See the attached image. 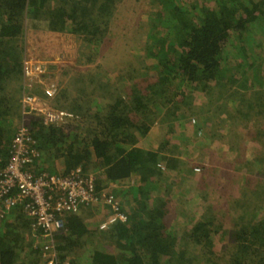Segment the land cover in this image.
<instances>
[{
  "label": "trees",
  "instance_id": "16d2710c",
  "mask_svg": "<svg viewBox=\"0 0 264 264\" xmlns=\"http://www.w3.org/2000/svg\"><path fill=\"white\" fill-rule=\"evenodd\" d=\"M120 1L0 0V167L8 162L10 140L16 130L12 119L18 117L19 98L38 94L65 113L53 124L46 123L39 113L24 119L32 147L41 155L39 169L63 176L78 167L88 173L89 165H96L100 171L95 181L99 199L107 191L114 197V211L126 217L125 222L117 220L101 230L107 209L112 211L109 205L100 221L95 217L99 213L93 214L99 206L103 208L98 204L83 207L78 214H63L64 229L54 235L55 264H210L213 258L216 262L212 264H264L263 214L255 220L262 208L257 211L250 202L253 198L264 202L258 191L251 192L250 199L245 196L246 202L242 204L246 210L240 216L241 224L230 233L232 241L218 250L225 251L218 257L213 243V235L222 233L223 228L222 221L215 219V216L223 217L220 211L223 205L217 204L218 200H212L215 204L211 202L207 206L209 213L198 221L193 220L189 230L176 234L169 228L168 218L174 215L170 199L178 188H184V180L190 178V169L185 167L188 160L182 157L180 161L179 157L184 138L177 142L166 138L155 150L137 147L149 130L143 122L138 125V121L143 119L152 125L168 107H174L168 116L177 121L185 115L184 110L191 111L199 99L205 98L206 102L200 103L206 104L205 109L196 114H201L203 122H188L198 137L204 127L212 129L213 123V130L223 131L218 150L226 151L223 149L226 147L228 154L236 155L232 166L243 170L245 178L248 164L242 159L248 150L240 154L239 151L248 132L245 135L238 131L252 129L251 138L264 139V121L257 119L259 108L264 105V71L255 69L264 58V31H258L261 35L250 32L252 36L245 37L247 42L243 36L253 28L264 27V0H151L154 11L152 19L145 24L151 33L149 45L143 48L151 49L156 76L147 92L132 87L131 93L127 90L109 105L114 95L108 92L98 95L95 89H90L91 93L80 95L81 99L87 96L85 100H79L67 97L68 92L61 89L56 91L58 101L39 87L30 89L23 85L27 22L43 24L51 33L77 36L97 51L109 32ZM17 82V91L8 89ZM228 101L232 102L235 113L227 109ZM157 105L160 110L152 114V108ZM72 120L76 126L67 125ZM86 131L91 136H84ZM196 149L192 162L195 165L202 160L198 165L204 175L208 148ZM137 179L135 185L131 183ZM250 183L251 179L247 180ZM161 185L166 190L160 197ZM176 185L179 187L173 189ZM214 191L221 199L226 196L224 191L220 195L221 190L213 187ZM153 192L157 193L155 200L151 198ZM236 203L226 202L224 207L231 206L233 211ZM238 208L240 211L233 212L240 213L242 207L238 205ZM32 230L31 222L19 209L0 219V264H46ZM191 248L195 251L192 255L188 251Z\"/></svg>",
  "mask_w": 264,
  "mask_h": 264
},
{
  "label": "rangeland",
  "instance_id": "374dc122",
  "mask_svg": "<svg viewBox=\"0 0 264 264\" xmlns=\"http://www.w3.org/2000/svg\"><path fill=\"white\" fill-rule=\"evenodd\" d=\"M150 1L151 0H121L118 3L120 5L118 11L114 13L109 24V32L103 41V45L98 49L99 51L90 49L86 44L78 39L77 36L74 37L69 34L51 33L46 30L43 24L27 22L23 59L26 58V64L30 58L36 62L39 60L38 57H48L51 59V61H48V64L46 63V70L49 69V72L55 73L56 78L59 79L60 90L63 89L66 91V94L68 92L67 97L69 98H72V95H74L77 99H79L81 94H87L88 91L91 93L90 89L93 91L95 89L97 91L96 94L98 95L99 92H102L103 95L106 92L114 95V98H109L110 101L108 104L110 105L114 100L119 99L116 97L123 96L127 90V93H131L132 87H136V89L140 90V92H147L149 83L154 81V77L156 76L155 70H153L156 63L153 61L155 59L150 56L151 49L147 51L143 48L149 45L148 34L151 33V29L148 25H145L147 21L152 19V13L154 11V7L152 6L153 4H151ZM259 30L264 31V27L251 29V31H248L249 34H245L243 38L248 35L252 36L250 32H256L261 35L258 32ZM243 41L247 42V39ZM38 43H43L44 46H38ZM260 44L263 43L260 42ZM150 66L152 68L149 69ZM35 69L37 68L35 67ZM255 69H258L260 72L264 71V58L262 59V62L255 67ZM41 74L37 72H30L28 71V66H25L22 83L26 88L28 87L30 89H36L35 87H39L46 95L52 96V94L46 90L47 86L44 84ZM84 74H86L85 77L87 80L83 77ZM88 81L89 83L87 84ZM41 82L42 84H40ZM18 86L19 82L11 83L8 89L17 91L18 89L16 87ZM30 89H27V91H30ZM251 92L253 91L248 93ZM86 97L83 99L80 98L79 100H85ZM124 97H126V95ZM122 99L124 101L126 100L125 98ZM142 101L144 102L145 99L142 98ZM203 102H206L205 98L199 99V103H195L193 105L194 109L188 111L187 113L186 110H184L185 115L177 121H173L176 119L168 116L169 112L171 113L174 111V107H168L167 109H164L163 112H160V119L158 120V117L155 118L152 125L141 119V116H139V119L141 120L137 122L138 125L139 123H144V127H147L149 130L147 136L142 138L144 139V142L142 140L139 141L137 147L141 149L155 150L162 145V142L164 143L166 138L171 139L174 142L180 140L181 137L184 138L181 142V147L183 149L182 154H179V157L180 161H182V157L188 160L186 161L187 163L185 164V167L190 169L188 174H190L191 179L193 178V182L184 183V191L179 190V185L173 186L175 189L178 188V194L186 193L187 195L184 199H180L178 197V199H173L170 202V206L172 208L171 211L174 215L173 217L168 218L169 228L176 234L181 233L183 229L189 230L194 225L192 223L193 219L198 221L199 217H203L202 215L209 213L206 202L214 203L212 200H218L217 204L223 205L220 210L223 212V217L221 218L215 216V219L217 218L222 221L223 228L222 233L219 231L217 234L213 235V243L214 250L217 252L216 255L218 257H222L225 251L223 250L220 252L218 250H220L222 246L228 244V242L230 243L232 241L230 233H233L237 229V226L241 224L239 221L241 219L240 216H242L243 211L246 210L243 208L242 204L243 202H246L245 196L250 199V193L258 191V194L261 197H264V191L260 190H264V139L254 138V136L251 138V135L254 132L252 129H250V131H247V129L238 131V133L241 132L245 135L248 132L245 139H242L243 142L240 140L242 145L240 147L239 154L241 151L245 152L248 150L243 159L239 156L245 164H248L246 170L249 172L245 170L248 173L245 174L246 176L243 178L244 171L236 169L232 166L235 154H228V149L226 147L223 148L226 150L224 152L218 150V140L222 137L223 131L218 128H216V131L213 130L214 123L212 124V129L204 127L205 134L204 131L201 130L202 134L199 136L200 138L193 131L190 123L198 124L203 122L200 119L201 114L196 115L200 109H205L204 105L206 104L201 105ZM231 104L232 102H227V109L231 110V113H235V110L231 108ZM127 107L130 106L127 105ZM183 108L185 109V107ZM259 109L260 114L257 115V119L261 122L262 120L264 121V105L263 108ZM157 110H160L159 105L152 108V114ZM130 117L133 118L131 115ZM13 120L15 121L16 118H13L12 122H14ZM188 121H190V123ZM67 123V125L76 126L75 120ZM14 126L12 124L14 130H17L19 124L16 123ZM229 128V130H238V128L234 127ZM15 131H13V134ZM170 131H172V133ZM86 132L87 133H85L84 136H91L92 133L89 131ZM196 142H198V145L193 147L197 144ZM197 147L210 148L209 152L212 156L219 155L218 163H220L221 160L223 161V163H220V168L218 169L208 168L209 159H207V156L204 157V162L208 166L203 165L204 172L206 169H209L210 172L208 170L207 171L211 175H202V168L200 169L201 165H198L202 160L195 162V165L192 162L194 159L193 156L197 153ZM92 161L91 163L95 162ZM178 164L181 165L180 163ZM194 167H196L195 169H198L199 171L196 172ZM96 168V165L91 164L89 165L87 172H94L98 176L100 172L98 168L96 171H92ZM253 173H256L257 175L253 176ZM103 176L104 175H102V178ZM219 176H223L224 179ZM204 177H206L208 183ZM249 179H251V183L247 184V180ZM209 184H211L214 188L221 190L218 194L222 195L221 192L224 191L226 196L221 199L219 195L215 194V191L213 193V189H206V186L211 187ZM160 188L162 189L163 185L158 187V190H160ZM153 198L155 200V197ZM230 199L232 200L231 202ZM126 201L127 200H125V202ZM224 201L228 202L229 205L237 202L236 209L233 211H240L238 208V205H240L242 207L241 212L235 213L230 211L232 207H224V203H226ZM250 202L252 206L256 207L257 211L259 207L262 208L260 214H256L257 216L255 217V220L257 221L259 219L258 216L261 214H263L261 217L263 219L264 202H257L254 198ZM99 208V210H94L93 212V214L99 213L95 216L98 221L102 220L101 216H103L104 211V208H101L100 206ZM124 209L128 211L127 206H125ZM247 221H249V219H247L246 222ZM25 235L23 234V237ZM188 251L191 255L195 252L192 248ZM212 262H216V260L213 258L210 264H212Z\"/></svg>",
  "mask_w": 264,
  "mask_h": 264
},
{
  "label": "built area",
  "instance_id": "2783aa9c",
  "mask_svg": "<svg viewBox=\"0 0 264 264\" xmlns=\"http://www.w3.org/2000/svg\"><path fill=\"white\" fill-rule=\"evenodd\" d=\"M51 89L46 90L50 92ZM18 102L21 116L36 112L49 124L57 123L64 116V113L46 107L34 95H22ZM10 142L8 162L0 167V219L13 209H19L31 222L46 264L57 262L54 235L64 229L63 214H78L90 205L98 204L104 209L109 205L112 211L107 209L108 216L100 224L101 230L117 220L126 221L125 215L114 211L116 206L111 194L106 191L99 199L95 192L96 173H85L79 167L63 176L40 170L41 155L32 147L33 142L24 125L17 128Z\"/></svg>",
  "mask_w": 264,
  "mask_h": 264
},
{
  "label": "crops",
  "instance_id": "0c3cea01",
  "mask_svg": "<svg viewBox=\"0 0 264 264\" xmlns=\"http://www.w3.org/2000/svg\"><path fill=\"white\" fill-rule=\"evenodd\" d=\"M49 35V34H48ZM43 39H46V38H43ZM44 46L43 45V43H38V46ZM35 56V55H34ZM38 62H36V61H33L31 58H30V60L28 61V63H27V66H28V71H30V72H37V73H42L41 75H42V77H43V81H44V84L47 86V88H53V89H51L50 90V92L52 93V96L53 97H55V98H57L58 99V101H59V98L58 97H56V95H58V93L57 92H60V87H59V79L58 78H56V75H55V73H52V72H49V69H47L46 70V67H47V64H48V61H51V59H49L48 57H38ZM47 63V64H46ZM32 65V66H31ZM35 67L37 68V69H35ZM41 75H39V76H41ZM48 81V82H47ZM40 84H42V82L40 83ZM57 91V92H56ZM31 95V94H30ZM32 95H34V96H36L37 98H39L45 105H46V107H48L49 109H52V110H54V111H58V110H56L52 105H51V100H49V99H45V98H43V97H41L40 95H36V94H32ZM75 99H76V97L74 96V95H72ZM54 98V99H55ZM54 104H55V102H54ZM20 108V107H19ZM20 110V109H19ZM59 112H61V110H59L57 113H59ZM62 113H64V112H62ZM32 114H36V112H33ZM31 114V115H32ZM38 114V113H37ZM65 114V113H64ZM25 117L26 116H21V114H20V112H19V114H18V117H15L16 118V120L14 121V122H12V124H13V126H14V124H16V123H18L19 124V126L20 125H23V123H24V119H25ZM29 117V116H28ZM27 118V117H26ZM65 120H67V119H65ZM16 126V125H15ZM14 126V127H15ZM18 126V127H19ZM12 139V138H11ZM11 141V140H10ZM143 142H144V139L142 140ZM208 148V147H207ZM209 150H210V148H208V151L206 152V155H208L207 156V159H209V161H208V164H209V167L206 165V163L205 162H203L204 163V166L206 165L208 168H215V169H218V168H220V163H223V161L221 160L220 161V163H218L219 162V155H215V156H212L211 154H209ZM221 151H223V150H221ZM224 152V151H223ZM209 157V158H208ZM216 160H217V162H216ZM209 171V169H206V171H205V174L204 175H206L207 174V176L208 175H211L208 171ZM212 176H215V175H212ZM219 177H222L223 179H224V177L223 176H219ZM205 179H206V177H204ZM178 181H179V178L177 179ZM138 182V179L137 180H134V182L133 181H131V183L132 184H136V182ZM206 181H207V183H208V180L206 179ZM191 182H193V178L192 179H190V178H187L186 179V181L184 180V183H191ZM209 185H211V184H209ZM173 189H175V188H173ZM206 189H208V190H210V189H213V186L211 185V187H209V186H206ZM165 190H166V188L164 187V188H162V190H159V191H161L162 192V194L160 195V197L161 196H163L164 195V192H165ZM185 190V188H183V189H180V191H184ZM157 194V193H156ZM154 192L151 194V198L152 197H155V195H156ZM174 194H176L174 197H172L171 199H170V202L173 200V199H178V197L180 198V199H184L185 197H186V193H183V194H178L177 192H175ZM185 195V196H184ZM169 198V197H168ZM168 198H165L167 201H169V199ZM122 199H125L124 198V194H123V196H122ZM210 202V201H209ZM210 203H208V202H206V205L208 206ZM194 220V219H193ZM195 221V220H194Z\"/></svg>",
  "mask_w": 264,
  "mask_h": 264
},
{
  "label": "clouds",
  "instance_id": "9594fccd",
  "mask_svg": "<svg viewBox=\"0 0 264 264\" xmlns=\"http://www.w3.org/2000/svg\"><path fill=\"white\" fill-rule=\"evenodd\" d=\"M22 63H23V67L27 66V64H26V58L23 59V62ZM44 89H45V86H44Z\"/></svg>",
  "mask_w": 264,
  "mask_h": 264
}]
</instances>
